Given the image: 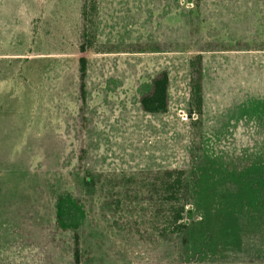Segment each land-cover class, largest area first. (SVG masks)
Instances as JSON below:
<instances>
[{"label":"rangeland","instance_id":"obj_1","mask_svg":"<svg viewBox=\"0 0 264 264\" xmlns=\"http://www.w3.org/2000/svg\"><path fill=\"white\" fill-rule=\"evenodd\" d=\"M81 5L0 0V264H72L60 209L80 264L264 257L255 234L235 254L218 236L154 239L146 193V175L196 177L192 225L200 205L227 204L258 173L248 166L264 159V0H97L84 21ZM161 71L168 108L145 113L138 98Z\"/></svg>","mask_w":264,"mask_h":264},{"label":"trees","instance_id":"obj_2","mask_svg":"<svg viewBox=\"0 0 264 264\" xmlns=\"http://www.w3.org/2000/svg\"><path fill=\"white\" fill-rule=\"evenodd\" d=\"M97 0H81V17L86 20L89 15L96 12ZM85 34H82L84 37ZM86 48L81 44L79 52L85 53ZM86 73V59L81 56L78 59V88L80 98L84 99V77ZM168 74L159 72L150 80V89L138 98L141 111L148 114L166 112L168 108ZM199 85L195 86V97L200 101ZM79 161L81 157L78 158ZM247 170V169H246ZM248 170L258 173L256 176H242L239 179L240 186L231 194V200L227 204L218 203L217 209H213V203L208 208L200 205V222L188 225L185 218L194 216L189 207L190 200L199 193L197 178L189 179L183 170L168 169L152 176L146 175V193L151 201L152 208L148 212L151 230L157 235L154 239L168 240L174 234L183 235V243L188 244L195 239H200L202 245L207 242L220 239H229V250H242L239 238L242 234L258 235L259 245L257 251L264 247V159L260 163L248 166ZM220 205L222 207H220ZM213 209V210H208ZM57 225L69 231L72 236V264H80V239L75 224H64L63 211L59 210ZM62 215V216H61ZM71 219V217H69ZM225 249V248H224ZM230 251V252H231ZM235 254V253H234ZM261 256V255H259ZM183 264H264V257H252L239 254L226 256L223 262L200 261L193 258Z\"/></svg>","mask_w":264,"mask_h":264}]
</instances>
